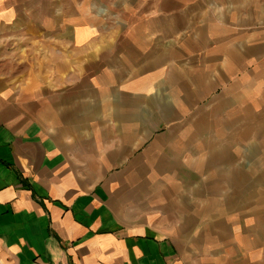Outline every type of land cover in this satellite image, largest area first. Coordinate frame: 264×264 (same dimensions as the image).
Returning a JSON list of instances; mask_svg holds the SVG:
<instances>
[{
  "label": "crops",
  "instance_id": "0c3cea01",
  "mask_svg": "<svg viewBox=\"0 0 264 264\" xmlns=\"http://www.w3.org/2000/svg\"><path fill=\"white\" fill-rule=\"evenodd\" d=\"M263 118L264 0H0V264H264Z\"/></svg>",
  "mask_w": 264,
  "mask_h": 264
},
{
  "label": "rangeland",
  "instance_id": "374dc122",
  "mask_svg": "<svg viewBox=\"0 0 264 264\" xmlns=\"http://www.w3.org/2000/svg\"><path fill=\"white\" fill-rule=\"evenodd\" d=\"M264 121V118L262 119ZM264 127V124H263ZM258 138L255 137H251L250 138V148L248 150L249 156H248V160H249V164H250V169H251V189H253V186H255V188L257 190H262L264 189V183L263 182H254L253 180L255 179V176L257 174V172L262 171V169L264 170V159H263V153L262 151H258L255 149V141H257ZM246 157V156H245ZM260 164V165H259ZM253 169H254V173H253ZM258 175V174H257ZM258 199L255 198H251V206L255 205L257 203ZM264 206V198L260 199V205L262 204Z\"/></svg>",
  "mask_w": 264,
  "mask_h": 264
}]
</instances>
